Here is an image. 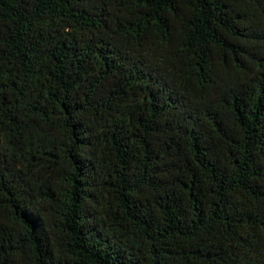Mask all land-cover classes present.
Listing matches in <instances>:
<instances>
[{"label":"trees","instance_id":"trees-1","mask_svg":"<svg viewBox=\"0 0 264 264\" xmlns=\"http://www.w3.org/2000/svg\"><path fill=\"white\" fill-rule=\"evenodd\" d=\"M0 264H264V0H0Z\"/></svg>","mask_w":264,"mask_h":264}]
</instances>
